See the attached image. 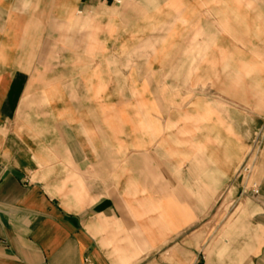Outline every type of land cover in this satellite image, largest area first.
<instances>
[{"label":"crops","instance_id":"0c3cea01","mask_svg":"<svg viewBox=\"0 0 264 264\" xmlns=\"http://www.w3.org/2000/svg\"><path fill=\"white\" fill-rule=\"evenodd\" d=\"M29 73L0 75V264H264V94H27Z\"/></svg>","mask_w":264,"mask_h":264},{"label":"rangeland","instance_id":"374dc122","mask_svg":"<svg viewBox=\"0 0 264 264\" xmlns=\"http://www.w3.org/2000/svg\"><path fill=\"white\" fill-rule=\"evenodd\" d=\"M76 2L0 0V75L30 72L27 94L128 102L264 94V0H123L86 16Z\"/></svg>","mask_w":264,"mask_h":264},{"label":"built area","instance_id":"2783aa9c","mask_svg":"<svg viewBox=\"0 0 264 264\" xmlns=\"http://www.w3.org/2000/svg\"><path fill=\"white\" fill-rule=\"evenodd\" d=\"M109 1L111 3H113V4H120L121 1H123V0H109ZM255 145H256V142H255ZM254 149H256V147ZM252 154L254 155V153H251L250 156ZM252 161L253 160H250V157H248L246 162H245V164H243V166L241 167V169L239 171V174L248 175L250 173V171H251V168H252ZM251 187H252L251 188V192L254 193V194H257V192H258L257 187L255 185H253V184H252Z\"/></svg>","mask_w":264,"mask_h":264}]
</instances>
